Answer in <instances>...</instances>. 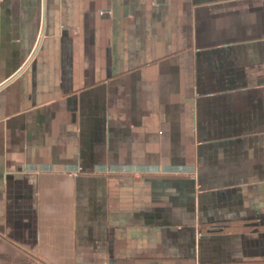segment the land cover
<instances>
[{
  "label": "crops",
  "instance_id": "crops-1",
  "mask_svg": "<svg viewBox=\"0 0 264 264\" xmlns=\"http://www.w3.org/2000/svg\"><path fill=\"white\" fill-rule=\"evenodd\" d=\"M0 259L264 264V0H0Z\"/></svg>",
  "mask_w": 264,
  "mask_h": 264
},
{
  "label": "rangeland",
  "instance_id": "rangeland-1",
  "mask_svg": "<svg viewBox=\"0 0 264 264\" xmlns=\"http://www.w3.org/2000/svg\"><path fill=\"white\" fill-rule=\"evenodd\" d=\"M6 261V260H5ZM26 263H28V261L27 260H24ZM31 262V261H30ZM0 263L1 264H7L6 262H4L2 259H0Z\"/></svg>",
  "mask_w": 264,
  "mask_h": 264
},
{
  "label": "trees",
  "instance_id": "trees-1",
  "mask_svg": "<svg viewBox=\"0 0 264 264\" xmlns=\"http://www.w3.org/2000/svg\"><path fill=\"white\" fill-rule=\"evenodd\" d=\"M20 264H23L22 262Z\"/></svg>",
  "mask_w": 264,
  "mask_h": 264
}]
</instances>
